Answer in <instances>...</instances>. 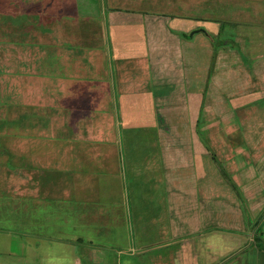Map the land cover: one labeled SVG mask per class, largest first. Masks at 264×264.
<instances>
[{"label":"crops","instance_id":"crops-1","mask_svg":"<svg viewBox=\"0 0 264 264\" xmlns=\"http://www.w3.org/2000/svg\"><path fill=\"white\" fill-rule=\"evenodd\" d=\"M151 1L0 0V264H264V0Z\"/></svg>","mask_w":264,"mask_h":264},{"label":"rangeland","instance_id":"rangeland-1","mask_svg":"<svg viewBox=\"0 0 264 264\" xmlns=\"http://www.w3.org/2000/svg\"><path fill=\"white\" fill-rule=\"evenodd\" d=\"M140 7L144 5V7H148L149 9H152L154 11L161 10V4L160 3H154L151 0H147L145 3H138ZM237 21V19H234ZM227 30V28H226ZM228 38V37H227ZM226 38V39H227ZM227 46L235 47L234 43L231 42V40H228ZM111 132L106 131V135L110 134ZM117 134V132H116ZM126 132L124 131V128H120V131H118L117 137L120 136L121 142L119 146V158H120V175L122 179V202L120 205L115 207H111L107 205L106 207L103 206H98L99 208H102L103 210L106 211L108 218L106 219V226H100V228L105 229L106 228V235L109 236V231L110 237L111 238H116V242L108 243L107 246L111 247L112 250L116 253V249L122 247L123 242H124V235L125 233L128 235V237L131 239L133 242L134 238L137 236L136 232V220L134 215V207L133 204H138L139 196L137 195L135 187H141L140 186V173L142 170L139 171V175L133 174V171H130L129 166L132 165L133 167L136 165V161H132V158L135 156H141L140 153L138 152L141 147H133V155L129 152V149L131 147H128L125 143L126 139ZM142 153V152H141ZM131 155V156H130ZM142 156L145 157L144 153H142ZM139 191V190H138ZM140 192V191H139ZM141 197L143 196V201L145 200V195H140ZM13 212V211H12ZM147 218V217H146ZM65 228V227H64ZM139 237H137L138 239ZM130 241V242H131ZM7 255V254H6ZM8 257H2L5 260H9L11 263L17 262V256L14 253H9L7 255Z\"/></svg>","mask_w":264,"mask_h":264},{"label":"clouds","instance_id":"clouds-1","mask_svg":"<svg viewBox=\"0 0 264 264\" xmlns=\"http://www.w3.org/2000/svg\"><path fill=\"white\" fill-rule=\"evenodd\" d=\"M206 243H207V245H208L209 247H212L213 250H215V248H214L215 240H214L213 238L210 237V238L206 241Z\"/></svg>","mask_w":264,"mask_h":264},{"label":"trees","instance_id":"trees-1","mask_svg":"<svg viewBox=\"0 0 264 264\" xmlns=\"http://www.w3.org/2000/svg\"><path fill=\"white\" fill-rule=\"evenodd\" d=\"M194 31L190 32L188 35H186L187 37L191 36L193 34Z\"/></svg>","mask_w":264,"mask_h":264}]
</instances>
